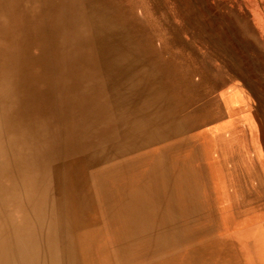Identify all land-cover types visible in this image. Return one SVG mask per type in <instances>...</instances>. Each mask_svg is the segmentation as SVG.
I'll list each match as a JSON object with an SVG mask.
<instances>
[{
    "label": "bare ground",
    "instance_id": "1",
    "mask_svg": "<svg viewBox=\"0 0 264 264\" xmlns=\"http://www.w3.org/2000/svg\"><path fill=\"white\" fill-rule=\"evenodd\" d=\"M124 11L122 0H0V76L10 79V70L20 67V49L14 47L20 39L26 56L21 94L26 91L38 104L30 108L21 97L16 103L8 99L9 87L2 89L3 118L34 196L41 197L37 185L45 184V199H55L60 167L75 203L67 209L77 242L73 264H222L227 254L222 257L226 245L220 235L227 220L218 222L203 208L220 204L226 212L232 208L225 201L239 197L233 212L248 226L233 230L232 238L246 235L249 243L247 259L239 264H264V175L258 164L253 157L246 164V143H230L236 138L232 130L219 134L209 127L220 110L213 86L207 96L195 94L199 129L190 126L188 115L178 117L170 81L189 82V94L194 70L179 57L162 61L145 26ZM16 76L9 80L15 88ZM224 101L229 107L240 102L236 92ZM39 114L49 117L41 125ZM59 129L65 136L62 153ZM20 189L11 159L0 161V199ZM190 189L203 202L191 206ZM4 203L0 247L30 224V216L13 220ZM224 261L236 264L231 255Z\"/></svg>",
    "mask_w": 264,
    "mask_h": 264
},
{
    "label": "rangeland",
    "instance_id": "2",
    "mask_svg": "<svg viewBox=\"0 0 264 264\" xmlns=\"http://www.w3.org/2000/svg\"><path fill=\"white\" fill-rule=\"evenodd\" d=\"M247 1L248 0H122L125 7L124 12H129L132 16L136 17L140 25L145 26L143 33L146 32L152 36L155 47L159 49V58L162 61L166 62V60H169V57L177 60L176 57H179L183 60V63H187L186 65L189 71L194 70L191 72V79L194 84L189 90L191 96L187 94L184 88L189 86V82H183L182 86L178 81H176V83L170 81L169 84L171 94L170 101H174V103H177L179 106L177 112L178 117L182 119L185 114L188 115L191 120V127L199 129L202 124L198 108V97H196L195 94L203 93L204 95L207 89L208 91L209 89L210 91L212 90V86L215 88L212 91L218 88L225 89L228 87H244L246 89L248 95L244 102L246 103V111L233 112L227 111L226 109L224 110L218 101L217 106L220 110L218 117L214 119L226 120L227 118H240V120L246 123L248 121L257 122L259 128L255 127L254 130H250L241 125V122L240 124H233V126H237V129H240L244 134H242V137L230 141V143H238L240 145V142L246 143L245 147L249 153L246 154L244 152L246 164L249 163L247 158L253 157V155L257 156L254 147L251 145L252 143L250 144V151L247 148V145L253 141L250 138V136L252 137L250 132H254L257 141H260L259 137L260 139L262 137L264 141V41L262 37H259L252 26ZM260 2L262 3L261 7L264 8V1L260 0ZM9 7L10 10H13L11 2L9 3ZM11 14L15 16L14 11H12ZM39 17L40 16H38V19ZM1 22L2 19L0 18V23ZM137 41H140V39H137ZM2 42L7 44L5 46L6 48H11L7 40L2 39ZM164 45H166L167 49ZM14 47L18 50L20 49V55L15 60L17 63L23 65L20 64L18 69L15 71L12 69L9 73V76L12 75L11 78L17 73L15 80L18 90L13 86V83L9 81L11 78L8 79L4 74H2V77L0 76V161L5 163L7 160L11 159L13 173L24 188V191L20 189L17 190L18 192H16L14 197L9 196L7 199H0V204L5 202L4 204L10 209L13 220H22L23 217L27 218V216H30V224H28L26 231L22 233L18 232L20 234L16 236H10L5 246L0 247V261L2 260L0 264H73L74 262H71L74 257V253L72 255V249H74L73 244L77 242L74 239V229L70 222L69 211L67 209L71 212L75 203L67 194L68 187L65 182V174L63 171H60V167L56 168L59 172V180L58 184H56L57 193L55 199H45L47 188L45 184L37 185V190L39 194H41V197H35L34 192L28 184L23 166L20 165L17 158V141L15 143L10 141L12 135L3 118L6 103L4 99H2V89L5 87H9V100L16 101L17 103L18 98L21 97L23 101L26 100L30 108H35L34 106L38 105L37 100L32 99L31 95L26 91L23 95L21 94L25 90V85H23V83H25L24 80L26 78L23 73L26 72L24 65L26 56L22 52L23 43L20 42V39L15 41ZM162 47L164 49H161ZM1 49L3 48L0 43V50ZM1 61L0 54V63ZM8 61L13 65V58ZM163 65L166 67V64ZM159 68L162 73V65L159 66ZM1 73L2 71L0 70V74ZM169 78H172V76L170 75ZM17 82H19V84H17ZM49 103L50 99L48 100V104ZM181 108H183V110ZM213 108L216 107L213 105ZM207 114L208 116L210 115L209 113ZM43 116L44 115L40 114L36 115V121L40 125ZM27 117L31 118L32 115H27ZM192 120H194V122ZM33 123L34 121H31V125ZM57 142L59 145L57 149L62 153L65 146V136L64 132L60 129ZM236 147V157H238L240 161L239 164L242 165L243 154L240 153L238 147ZM258 147L261 150V152L260 150H258V152H260L261 157L264 158V142L263 144L258 143ZM254 162L257 163L256 161ZM257 164L259 166V172L264 175V162L260 160ZM37 166L40 167V162L37 163ZM10 171V169H6L5 173H10ZM37 176L39 177V175ZM239 188L242 189V186ZM25 195L28 197L27 202ZM187 195L189 200H191L189 202L191 206L196 205L193 204L195 202H203L202 196H194L193 189L187 190ZM176 196V194L173 195L174 198ZM185 196L186 194L184 193L182 198ZM230 201L231 204H229L227 200L225 202L228 204L223 203L232 208L229 211L224 212V208L221 209L220 204H205L203 213L209 217L212 215L211 218L218 222H225L227 220V226H223V230H221L222 236L220 235V240L222 238L226 245V250L222 253V257L227 254L223 257L221 263L226 264L224 260L231 255L235 263L239 264V260L242 261L243 258L247 259L245 250H248V238L244 235L245 238L242 236L233 239L232 234L233 230H241L248 225H244L241 217L235 216L233 212L236 210L237 204L242 203V199L237 197ZM262 202L261 200L260 203L264 204ZM100 203L103 204V202ZM101 204L100 207L102 208ZM244 204H248L247 200ZM241 209L245 211L244 207ZM213 219L210 221L211 224H213ZM230 224L232 225L230 226ZM70 241L71 243H69ZM59 244L60 246H58ZM65 250L67 251L65 252ZM60 255L63 256V259ZM3 257L4 259H1Z\"/></svg>",
    "mask_w": 264,
    "mask_h": 264
},
{
    "label": "crops",
    "instance_id": "3",
    "mask_svg": "<svg viewBox=\"0 0 264 264\" xmlns=\"http://www.w3.org/2000/svg\"><path fill=\"white\" fill-rule=\"evenodd\" d=\"M264 1V0H263ZM247 6H248V10H249V15H250V19H251V23L252 26L254 28V30L257 32V34L259 35V37H262L263 41H264V8H262L261 6V2L260 0H248L247 1ZM207 92V91H206ZM205 92L204 96H207V93ZM229 92H236L237 97L239 98L238 103H235L234 105H231L230 107L226 104V102L224 101V97L229 93ZM211 95L216 97L217 100L220 102V105L223 107V109L227 110V111H233V112H238V111H246L245 107H246V96L247 92L246 89L244 87H234V88H218L215 91H211ZM240 122L242 123L241 125L245 126L246 128H249L250 130H254V128H259L257 125V122H244L242 120H240V118L238 119H229L227 118L226 120H222V119H216L214 121H212V123L209 125V127L213 130L218 132L219 134L222 133L223 131H228V130H232L233 134H236L234 139H231L229 141L235 140L237 138L242 137L244 134L243 132H241L240 129H237V126H233V124H240ZM256 123V126H255ZM208 126H203V130H205ZM237 129V130H235ZM250 134H252V137L250 136V138L253 140L249 143V145H247L248 150L250 151L251 147L250 144L254 147L255 151H256V155L258 156H254V161H256L257 163L260 162V160L262 162H264V158L261 157V150L258 147V143L259 144H263V140L262 137L257 141L256 139V135L254 134V132L252 131V133L250 132ZM244 138V137H243ZM247 139V138H244ZM248 140V139H247ZM246 150V149H245ZM258 150H260V152H258ZM246 152V151H245ZM260 158V159H259Z\"/></svg>",
    "mask_w": 264,
    "mask_h": 264
}]
</instances>
